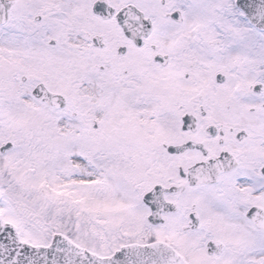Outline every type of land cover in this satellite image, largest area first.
<instances>
[{"label":"rangeland","instance_id":"rangeland-1","mask_svg":"<svg viewBox=\"0 0 264 264\" xmlns=\"http://www.w3.org/2000/svg\"><path fill=\"white\" fill-rule=\"evenodd\" d=\"M108 1L116 8L126 3L156 7V0ZM192 1L197 4L191 10L198 12L191 19L194 26L228 30L243 23L228 37L248 57L264 59V32L245 24L240 12L226 13L223 0L218 7L205 5L216 0ZM93 2L17 0V24L0 35V52L17 51L0 56V148L11 145L0 152V208H8L15 225L31 226L33 236L53 226L55 231H81L107 248L146 236L140 200L162 165V144L168 143L170 131L165 115L172 122L181 101L152 62L144 72L103 61L107 50L115 58L112 41L119 32L114 22L94 16ZM94 35L110 44L99 50L91 44ZM41 82L67 100L62 111L32 96ZM197 94L183 100L190 103ZM261 239L260 244L254 238L240 244L227 237L229 250L222 258L233 252V259L220 264H235L238 258L264 264V232Z\"/></svg>","mask_w":264,"mask_h":264},{"label":"flooded vegetation","instance_id":"flooded-vegetation-1","mask_svg":"<svg viewBox=\"0 0 264 264\" xmlns=\"http://www.w3.org/2000/svg\"><path fill=\"white\" fill-rule=\"evenodd\" d=\"M16 1L12 0L7 19L0 24V35H7L17 24ZM216 1L205 5L216 3L218 7L223 3ZM223 1L224 7L230 6L225 7L226 13L236 9L235 0ZM196 4L192 0H156L154 9H142L152 21L153 29L141 47L121 32L114 17L101 20L96 16L101 22H114L119 32L112 41L117 44L115 58L113 50H107L103 61L114 60L124 68L139 66L144 72L152 62L155 70L161 69L166 83L172 84L170 90L176 101H181L176 102L178 108L167 134L168 143L162 144L165 148L162 165L150 187L151 190L158 186L150 200L155 206L152 209L142 202L138 211L146 236L139 240L123 239L102 248L90 243L81 231L57 232L52 226L33 236L31 226L25 229L16 224L20 239L26 243L47 247L60 234L65 247L41 251L37 259L8 264H91V253L110 257L123 245H145L155 240L171 245L187 264H199L202 258L220 264L231 261L233 252L224 258L225 249L220 255L206 254L210 239L222 241L226 248L227 237L245 244L250 231L259 235L260 230L247 218V213L251 207L264 209V59L248 57L236 47L237 40L228 37L231 30L241 29L243 23L231 24L228 30L222 25L194 26L191 19L196 18L197 11L191 9ZM113 7L115 11L121 8ZM160 20L165 21L163 27ZM101 44L99 50L110 43L102 38ZM13 53L11 49L8 54L0 52V56L8 58ZM163 56L167 59L165 65L155 62L157 57L163 61ZM21 80L26 81L24 76ZM195 92L196 100L190 103L183 100ZM64 107L56 110L62 111ZM183 114L190 115L187 128L181 124ZM186 143L193 145L182 150L174 147ZM167 146L172 147V152H168ZM195 165L200 168L203 165L206 184H190L191 175L202 173L200 170L192 173ZM0 209L2 219L9 220L12 213L8 208L4 205ZM136 253V250L125 252L124 259L113 264H132Z\"/></svg>","mask_w":264,"mask_h":264},{"label":"water","instance_id":"water-1","mask_svg":"<svg viewBox=\"0 0 264 264\" xmlns=\"http://www.w3.org/2000/svg\"><path fill=\"white\" fill-rule=\"evenodd\" d=\"M8 4H10V1L8 0H0V23H2L6 19V12L8 9ZM236 5L241 8L243 12V16H245L248 20V22L255 26L257 29L263 31L264 30V0H236ZM93 12L100 15L103 18H110L113 15V8H111L107 1L105 0H98L94 3ZM116 21L122 28V31L132 39L133 42H135L138 46H141L143 44L142 40L146 38L147 35L151 32V21L147 18L143 17V13L138 10L133 5H126L124 6L119 12L115 15ZM98 38L95 37L94 41L97 43ZM34 94L40 98L41 100H45L51 105H54L55 107L59 108L62 107L65 103V99H62L60 96L56 94H50L44 89L42 86H38L34 89ZM186 116H184L185 119ZM172 150V148H170ZM200 170V169H198ZM202 174V173H201ZM193 184L194 181H192ZM144 201L147 202L150 199V196L145 195ZM248 218H251V220L254 222L257 228H264V214L262 210L258 209H251L248 214ZM14 230L15 229L5 223L3 225L0 224V264H3V257L5 254V251H3V242L1 239L3 238L5 231L8 232L7 228H10ZM17 234V233H16ZM15 234V235H16ZM215 245H218L216 242H210L208 245V252H212ZM157 244L155 245H147L145 247L138 246V256L135 255V258H137L136 263L137 264H143L144 261L142 259V255H139L140 252H148V251H155ZM220 251V250H219ZM217 251V252H219ZM161 253L164 255V261L160 260L159 262L161 264H185L183 261L181 262L180 257L175 254L170 247H167L165 251H161ZM120 257V260L124 259L125 256L122 257V253H116L112 259H106V258H99L92 255L90 258L92 260V263L97 264H109L114 263L116 258ZM135 258L133 257L132 264H135ZM126 259V258H125Z\"/></svg>","mask_w":264,"mask_h":264},{"label":"bare ground","instance_id":"bare-ground-1","mask_svg":"<svg viewBox=\"0 0 264 264\" xmlns=\"http://www.w3.org/2000/svg\"><path fill=\"white\" fill-rule=\"evenodd\" d=\"M59 126H63V123H60ZM69 131H70V129H69ZM64 133H65V131H64ZM61 134H63V133H61ZM72 160L74 161V158H72Z\"/></svg>","mask_w":264,"mask_h":264}]
</instances>
